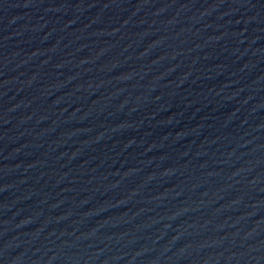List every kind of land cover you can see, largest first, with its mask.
<instances>
[{"label":"water","instance_id":"obj_1","mask_svg":"<svg viewBox=\"0 0 264 264\" xmlns=\"http://www.w3.org/2000/svg\"><path fill=\"white\" fill-rule=\"evenodd\" d=\"M0 264H264V0H0Z\"/></svg>","mask_w":264,"mask_h":264}]
</instances>
